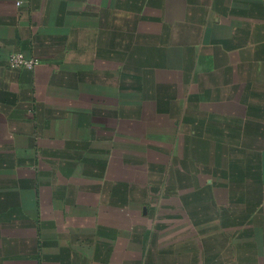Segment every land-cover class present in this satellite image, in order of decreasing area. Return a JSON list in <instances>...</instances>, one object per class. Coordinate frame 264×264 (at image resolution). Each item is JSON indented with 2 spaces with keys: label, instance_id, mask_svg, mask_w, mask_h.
I'll use <instances>...</instances> for the list:
<instances>
[{
  "label": "crops",
  "instance_id": "obj_1",
  "mask_svg": "<svg viewBox=\"0 0 264 264\" xmlns=\"http://www.w3.org/2000/svg\"><path fill=\"white\" fill-rule=\"evenodd\" d=\"M0 264H264V0H0Z\"/></svg>",
  "mask_w": 264,
  "mask_h": 264
},
{
  "label": "built area",
  "instance_id": "obj_2",
  "mask_svg": "<svg viewBox=\"0 0 264 264\" xmlns=\"http://www.w3.org/2000/svg\"><path fill=\"white\" fill-rule=\"evenodd\" d=\"M8 62L10 66L13 67H23L27 69H32L38 63V61L34 58L27 57L23 53H12Z\"/></svg>",
  "mask_w": 264,
  "mask_h": 264
}]
</instances>
